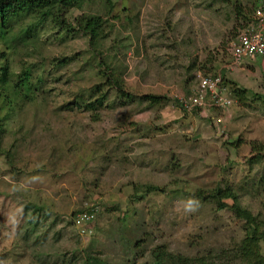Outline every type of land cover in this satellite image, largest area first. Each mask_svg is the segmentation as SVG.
<instances>
[{
    "label": "rangeland",
    "instance_id": "374dc122",
    "mask_svg": "<svg viewBox=\"0 0 264 264\" xmlns=\"http://www.w3.org/2000/svg\"><path fill=\"white\" fill-rule=\"evenodd\" d=\"M261 5L81 0L58 14L72 29L35 14L8 22L0 264H155L159 251V264H238L242 245L264 256V154L250 149L264 142V65L228 49ZM82 16L100 19L91 40L76 28ZM24 70L28 100L12 95ZM214 75L229 104L203 93L191 107L200 77Z\"/></svg>",
    "mask_w": 264,
    "mask_h": 264
},
{
    "label": "trees",
    "instance_id": "16d2710c",
    "mask_svg": "<svg viewBox=\"0 0 264 264\" xmlns=\"http://www.w3.org/2000/svg\"><path fill=\"white\" fill-rule=\"evenodd\" d=\"M79 1L81 0H0V31L2 29V33L5 32V26L8 25V22H12L20 17L35 14L38 17V21L49 19V21L55 26H60L61 28L67 29L71 28L67 23L64 22V19L59 20L58 14L64 11V8L78 6ZM107 2L109 0H106ZM101 22L98 16H82L78 18L76 22V28L81 31V33H85L89 35L90 40L96 36L98 27ZM31 26H28V30H26V34H29L31 31ZM72 29V28H71ZM4 30V31H3ZM23 75L19 76V84L23 92H19L16 88H12L13 96L20 95L19 97L28 100L29 90H28V72L26 70L22 71ZM99 75L105 76V78L112 79V75H108L106 71L99 69ZM5 73L6 66L1 65L0 67V100H5V98H9L8 95L3 93V90L7 88L8 85H5ZM110 84V83H109ZM117 88V93H121V88L114 83ZM221 85V82L220 84ZM118 86V87H117ZM126 96V95H125ZM144 98L148 101L149 104H159L163 96L148 94L145 95ZM104 100V95L99 96L93 101H88L83 104L84 110H93L95 107H100L102 101ZM93 119V118H92ZM95 120V119H94ZM3 132L2 125L0 123V134ZM250 149L252 153L256 155L264 154V142H256L253 141L250 143ZM255 155V156H256ZM150 190L154 191L156 188H150ZM148 189V191H150ZM219 199L221 198H230L232 203L229 205V208L233 211L234 215L240 217L241 219H245L246 222L249 220V215L246 211H244L235 198V194H233L230 190L224 189L221 190L217 188L213 193ZM218 202V201H217ZM218 206L223 207V203H219ZM253 238V237H252ZM251 251V252H250ZM160 252V251H159ZM159 252L157 253L155 264L161 263V257L159 256ZM250 254H253L249 257ZM254 250H251V247L243 246L240 249V255L242 262L238 264H264V256L256 254ZM160 257V258H159ZM247 257V259H246ZM86 264H102L99 260L88 258ZM185 264V262H183Z\"/></svg>",
    "mask_w": 264,
    "mask_h": 264
},
{
    "label": "built area",
    "instance_id": "2783aa9c",
    "mask_svg": "<svg viewBox=\"0 0 264 264\" xmlns=\"http://www.w3.org/2000/svg\"><path fill=\"white\" fill-rule=\"evenodd\" d=\"M229 53L235 62L243 58L260 57L264 62V6H258L253 10L252 23L240 29L235 38L229 42ZM234 62V63H235ZM199 76V75H198ZM221 79L219 76L200 77L198 84L191 97L189 105L199 107L203 93H208L214 103L218 106H227L228 100L223 99L215 92L219 87ZM200 108V107H199Z\"/></svg>",
    "mask_w": 264,
    "mask_h": 264
},
{
    "label": "clouds",
    "instance_id": "9594fccd",
    "mask_svg": "<svg viewBox=\"0 0 264 264\" xmlns=\"http://www.w3.org/2000/svg\"><path fill=\"white\" fill-rule=\"evenodd\" d=\"M194 203H195V201H193V200L188 201V205H187L188 210H194L192 207Z\"/></svg>",
    "mask_w": 264,
    "mask_h": 264
},
{
    "label": "crops",
    "instance_id": "0c3cea01",
    "mask_svg": "<svg viewBox=\"0 0 264 264\" xmlns=\"http://www.w3.org/2000/svg\"><path fill=\"white\" fill-rule=\"evenodd\" d=\"M261 64L264 65V64H263V61H261ZM219 86H220V85H219ZM221 87H222V86H221Z\"/></svg>",
    "mask_w": 264,
    "mask_h": 264
}]
</instances>
